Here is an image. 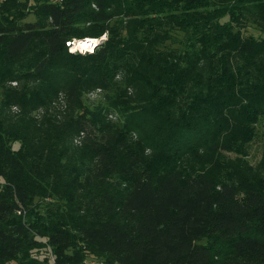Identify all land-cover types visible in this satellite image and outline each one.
<instances>
[{
    "label": "trees",
    "instance_id": "trees-1",
    "mask_svg": "<svg viewBox=\"0 0 264 264\" xmlns=\"http://www.w3.org/2000/svg\"><path fill=\"white\" fill-rule=\"evenodd\" d=\"M42 10L0 14V264H264V150L221 154L264 117V0Z\"/></svg>",
    "mask_w": 264,
    "mask_h": 264
},
{
    "label": "rangeland",
    "instance_id": "rangeland-1",
    "mask_svg": "<svg viewBox=\"0 0 264 264\" xmlns=\"http://www.w3.org/2000/svg\"><path fill=\"white\" fill-rule=\"evenodd\" d=\"M46 1L48 0H0V14H3L5 10H10L11 16H14L15 14H23L25 20H41L46 18V14L42 10L43 4ZM246 33L257 35L258 31L253 24L248 23ZM104 38H106L105 34L101 35V37L97 39ZM70 48L72 51L76 50L77 52H82V50H84V48L78 46V44H73L70 46ZM104 98L105 97L103 91L99 89L91 90L90 92L84 93L82 95L84 103L89 105H96L99 103V105H101L105 100ZM116 112V110L113 111L115 115ZM262 150H264V117L260 118L259 123L255 127L254 139L247 144L246 152H248V154L246 157L237 155L235 154V152H227L225 150L221 154L224 160L239 157L243 162H246V164L256 169V165L260 160ZM204 241H206V239H203L202 242L204 243ZM34 254L36 260H38L37 262L41 264H53L50 248L37 249L35 250ZM34 256L32 255V257Z\"/></svg>",
    "mask_w": 264,
    "mask_h": 264
},
{
    "label": "built area",
    "instance_id": "built-area-1",
    "mask_svg": "<svg viewBox=\"0 0 264 264\" xmlns=\"http://www.w3.org/2000/svg\"><path fill=\"white\" fill-rule=\"evenodd\" d=\"M95 40H98V42L101 40V39H97V38H84V39H81V40H72V41H67L66 44L67 46L69 47V49L71 50L70 46L71 45H77L79 44L80 42H86L87 43V47H82L84 48V50L82 51H86V50H91L96 44H95ZM72 51V50H71ZM76 51V50H75ZM84 264H119V263H105L104 261H101V260H97L95 258H88L84 261Z\"/></svg>",
    "mask_w": 264,
    "mask_h": 264
},
{
    "label": "bare ground",
    "instance_id": "bare-ground-1",
    "mask_svg": "<svg viewBox=\"0 0 264 264\" xmlns=\"http://www.w3.org/2000/svg\"><path fill=\"white\" fill-rule=\"evenodd\" d=\"M78 46H80V47H87L88 45H87L86 42H80V43L78 44Z\"/></svg>",
    "mask_w": 264,
    "mask_h": 264
},
{
    "label": "water",
    "instance_id": "water-1",
    "mask_svg": "<svg viewBox=\"0 0 264 264\" xmlns=\"http://www.w3.org/2000/svg\"><path fill=\"white\" fill-rule=\"evenodd\" d=\"M78 40H81V39H78ZM98 42V40H95V44Z\"/></svg>",
    "mask_w": 264,
    "mask_h": 264
}]
</instances>
